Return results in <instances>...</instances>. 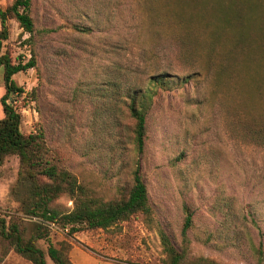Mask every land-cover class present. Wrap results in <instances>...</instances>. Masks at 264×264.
I'll return each mask as SVG.
<instances>
[{
  "label": "rangeland",
  "instance_id": "rangeland-1",
  "mask_svg": "<svg viewBox=\"0 0 264 264\" xmlns=\"http://www.w3.org/2000/svg\"><path fill=\"white\" fill-rule=\"evenodd\" d=\"M172 1L170 6V0H31L33 42L9 20L2 51L14 61L26 62L34 54L36 62L13 76L23 90L10 95L22 132L40 128L60 163L104 198L117 196L139 161L154 211L150 223L134 215L107 229L74 234L43 223L48 237L36 243L44 252L49 244L64 242L74 264H164L158 233L163 228L184 254L183 264H264V254L262 259L256 254L258 247L264 253V144L233 128L240 95L227 80L217 81L206 61L208 27L195 22L200 40L181 39L170 9L188 16L193 8ZM11 2L0 0L2 6ZM210 2L217 24L240 22L252 34L264 25V0ZM192 16L197 19V12ZM231 34L225 31L222 40ZM262 59L264 73V54ZM160 74L168 75V83L151 86L146 146L138 156L121 119L123 94L142 91L149 77ZM250 89L242 86L243 98L254 97H247ZM4 93L0 69V97ZM251 104L255 112L264 111V99ZM17 171L15 155L0 166L2 215L18 208L11 192ZM183 202L194 214L185 236ZM55 207L67 211L71 201L60 197ZM21 216L26 235L34 234L40 221ZM46 262L53 264L47 255ZM0 264L31 263L9 252Z\"/></svg>",
  "mask_w": 264,
  "mask_h": 264
},
{
  "label": "trees",
  "instance_id": "trees-1",
  "mask_svg": "<svg viewBox=\"0 0 264 264\" xmlns=\"http://www.w3.org/2000/svg\"><path fill=\"white\" fill-rule=\"evenodd\" d=\"M193 8L188 16H181L170 9L172 20L180 27L181 39L195 43L200 40L198 34L202 27H208L203 39L206 61L216 70L215 79L220 83L231 84V91L237 96L233 108L231 123L233 128L249 141L264 144V111L255 112L253 103L264 99V25L257 33L244 30L241 23L231 25L228 21L219 24L213 18L210 0H182ZM169 3V2H168ZM173 1L170 0L171 6ZM147 5V2L145 3ZM197 12V19L192 14ZM199 12V13H198ZM13 19L29 41L35 37V21L31 14V0H12L6 6L0 4V69L5 93L0 97L3 116L0 118V166L6 158L15 155L18 158L16 182L11 192L19 202L18 208L7 215L0 214V263L9 252H14L31 264H47L46 255L53 264H74L68 255L69 246L62 242L58 247L49 244L44 252L36 243L38 239L48 237V228L43 223L53 224L69 234L86 229H107L131 216L141 215L147 223L153 216L147 185L138 165H135L130 181L123 184L116 197L104 198L95 195L78 177L60 163V158L47 144L40 128L24 133L21 130V114L10 99V95L23 93L13 79L19 72L35 68L34 54L25 62L14 61L9 51H2L3 42L9 37V20ZM238 20V19H237ZM236 20V21H237ZM232 32L222 40L223 33ZM260 32V33H259ZM205 33V32H204ZM28 41V40H27ZM168 75H154L148 78L150 85L141 90H129L123 94L121 119L125 129L132 134L131 143L137 155L144 152L147 139V113L152 101L153 85L163 87L168 83ZM187 77L182 79L185 82ZM249 85L247 97L242 86ZM252 116L247 117L248 114ZM71 201L67 211L55 207L60 197ZM184 214L181 234L183 236L194 224V214L189 204L183 202ZM21 215L37 218L34 234L26 235V227ZM246 216H251L250 212ZM166 258L164 264H183L185 256L172 243L169 234L163 228L158 229ZM262 259V247L256 249Z\"/></svg>",
  "mask_w": 264,
  "mask_h": 264
}]
</instances>
